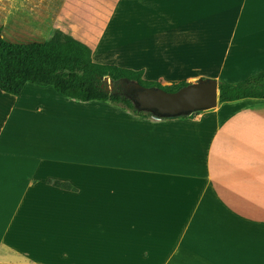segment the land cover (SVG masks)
Here are the masks:
<instances>
[{"label":"crops","instance_id":"crops-1","mask_svg":"<svg viewBox=\"0 0 264 264\" xmlns=\"http://www.w3.org/2000/svg\"><path fill=\"white\" fill-rule=\"evenodd\" d=\"M186 1L104 0L86 18L87 36L69 34L102 63H126L129 54L112 48L131 18L130 61L141 72L156 32L168 30L167 11ZM190 9L195 42L223 81L264 70V0H190ZM63 10L59 0H3L1 36L22 43L68 32L59 19L74 16ZM30 84L19 95L0 91V264H264L263 98L152 119L165 122L142 131L120 125L115 145H93L90 130L77 144L60 125L104 106Z\"/></svg>","mask_w":264,"mask_h":264},{"label":"trees","instance_id":"trees-1","mask_svg":"<svg viewBox=\"0 0 264 264\" xmlns=\"http://www.w3.org/2000/svg\"><path fill=\"white\" fill-rule=\"evenodd\" d=\"M104 76L136 79L143 85H156L167 91H175L185 84L180 81L164 87L157 82L143 80L138 70L96 62L92 59L90 46L58 28L45 41L14 43L2 38L0 26V91L19 95L24 85L31 82L52 86L61 95L77 101L110 102L136 115L148 117L133 111L126 96L105 92L101 86ZM246 97L264 99V70L240 81L220 82L219 103ZM49 183L66 190L74 189L59 180H49Z\"/></svg>","mask_w":264,"mask_h":264},{"label":"rangeland","instance_id":"rangeland-1","mask_svg":"<svg viewBox=\"0 0 264 264\" xmlns=\"http://www.w3.org/2000/svg\"><path fill=\"white\" fill-rule=\"evenodd\" d=\"M2 1L3 0H0V3ZM103 1L104 0H59L61 6V14L62 11L64 12V8H69V11L74 16L71 20L68 19V17L65 18L63 17V15H61L59 19L60 26L64 28L68 25L69 29L68 32H66L68 34L73 31L77 35L87 36L90 31L89 29H87V25H85V22H87L86 18L91 12H94V9L100 10ZM69 3L72 4V6H69ZM167 14L169 23L166 24V27L168 28V30H160L156 32L155 44L157 50L155 51L152 58H150L149 62L145 61L146 66L141 71L142 79L149 82H157L164 87H171L173 84L180 81H184L186 83L190 79L195 77H214L218 80L219 83L223 81V79L218 76L220 63L217 61V59L212 58L211 55H209L204 49L199 46V44H197V42H195V37L191 26L190 0H187L182 7L172 6L171 9L167 11ZM125 23L126 21H124V24ZM124 29H126L124 30L125 38H120L121 40L119 42V47L112 48V52L114 55L119 56H127L125 54H129V59L126 60L128 62H119V64H115L121 67L134 69L130 61V54L132 53V49L129 48V46L131 45V18L125 25ZM50 35L46 38H41L39 36L38 38H33L32 40L27 39L18 41L25 43L41 42L47 40ZM189 48H192V51ZM92 58L96 62H101V58H99V56H97V53L95 52L94 56L92 55ZM30 85L38 86L32 83ZM0 94L3 93L0 92ZM59 96H61V98H64L62 95ZM68 100L78 106L93 107L97 106L98 104L100 106H104L102 107V109H98V111L91 113L89 120H87V118L86 120H80V118L77 116L75 121H72L69 124L70 128H64L60 125V129L63 131L64 129H69V136L74 138V141L77 144L81 143V132L83 131L88 132V130H90V133L88 132L89 134H87V137L88 139H91V144L93 145H115V130L120 125H122L124 128H130L133 130L139 129L140 131H142L144 129L147 130L148 128L159 126L160 124L165 122H156L150 117H142L136 115L130 110L112 104L110 102H81L75 99ZM117 107L122 108V110L124 111H115V108ZM32 119L34 121V124H36L37 122H41L39 117H33ZM167 120L168 119H166V121ZM171 120L177 119H170L167 122H172ZM46 123H53V127L56 124L53 119L49 122L46 120ZM100 130L103 131L104 135L106 134V137L108 136V139L113 140H111L110 142L105 140L104 143V135H100Z\"/></svg>","mask_w":264,"mask_h":264},{"label":"water","instance_id":"water-1","mask_svg":"<svg viewBox=\"0 0 264 264\" xmlns=\"http://www.w3.org/2000/svg\"><path fill=\"white\" fill-rule=\"evenodd\" d=\"M101 86L105 92L126 96L136 113L154 120L190 116L217 106L220 83L213 77H196L175 91L156 85H143L136 79L104 76Z\"/></svg>","mask_w":264,"mask_h":264}]
</instances>
